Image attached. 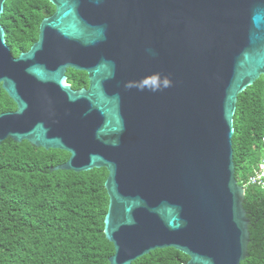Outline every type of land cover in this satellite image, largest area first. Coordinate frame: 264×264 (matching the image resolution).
<instances>
[{
    "label": "water",
    "instance_id": "obj_1",
    "mask_svg": "<svg viewBox=\"0 0 264 264\" xmlns=\"http://www.w3.org/2000/svg\"><path fill=\"white\" fill-rule=\"evenodd\" d=\"M47 1L55 13L18 57L0 24V85L17 107L0 115V145L68 153L54 172L107 170L110 264L164 249L244 262L234 116L264 78V0ZM69 69L89 87L72 89Z\"/></svg>",
    "mask_w": 264,
    "mask_h": 264
},
{
    "label": "trees",
    "instance_id": "obj_2",
    "mask_svg": "<svg viewBox=\"0 0 264 264\" xmlns=\"http://www.w3.org/2000/svg\"><path fill=\"white\" fill-rule=\"evenodd\" d=\"M55 13L47 0H7L0 24L14 57L29 51L42 21ZM74 90L88 88L84 72L69 70ZM0 85V115L16 111ZM235 176L244 185L264 159V78L238 97L234 116ZM70 155L11 139L0 145V264H110L105 235L109 197L106 169L51 171ZM244 208L250 221L249 257L264 264V189L249 187ZM175 249L155 250L133 264H186Z\"/></svg>",
    "mask_w": 264,
    "mask_h": 264
},
{
    "label": "built area",
    "instance_id": "obj_3",
    "mask_svg": "<svg viewBox=\"0 0 264 264\" xmlns=\"http://www.w3.org/2000/svg\"><path fill=\"white\" fill-rule=\"evenodd\" d=\"M240 186L244 187L245 191L249 187H259L264 189V159L259 163L249 180L244 183V185Z\"/></svg>",
    "mask_w": 264,
    "mask_h": 264
},
{
    "label": "flooded vegetation",
    "instance_id": "obj_4",
    "mask_svg": "<svg viewBox=\"0 0 264 264\" xmlns=\"http://www.w3.org/2000/svg\"><path fill=\"white\" fill-rule=\"evenodd\" d=\"M69 70H72V69H69ZM69 70H67V72H66V76H67V83H68V72H69ZM73 71H75V70H73ZM78 72V71H77ZM88 76V75H87ZM88 83H89V80H88ZM69 85H71L70 83H68ZM72 87V86H71ZM73 89V88H72ZM80 90V89H79Z\"/></svg>",
    "mask_w": 264,
    "mask_h": 264
}]
</instances>
